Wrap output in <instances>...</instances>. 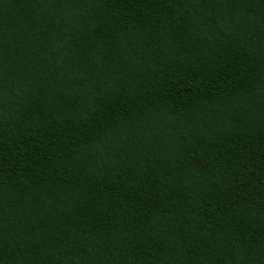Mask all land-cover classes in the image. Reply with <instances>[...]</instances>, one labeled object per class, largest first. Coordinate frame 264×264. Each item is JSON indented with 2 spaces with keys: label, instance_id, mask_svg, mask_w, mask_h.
<instances>
[{
  "label": "trees",
  "instance_id": "obj_1",
  "mask_svg": "<svg viewBox=\"0 0 264 264\" xmlns=\"http://www.w3.org/2000/svg\"><path fill=\"white\" fill-rule=\"evenodd\" d=\"M0 264H264V0H0Z\"/></svg>",
  "mask_w": 264,
  "mask_h": 264
}]
</instances>
